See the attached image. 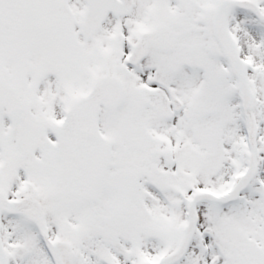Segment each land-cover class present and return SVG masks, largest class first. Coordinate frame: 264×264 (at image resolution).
I'll list each match as a JSON object with an SVG mask.
<instances>
[{
    "label": "snow or ice",
    "instance_id": "obj_1",
    "mask_svg": "<svg viewBox=\"0 0 264 264\" xmlns=\"http://www.w3.org/2000/svg\"><path fill=\"white\" fill-rule=\"evenodd\" d=\"M0 264H264V0H0Z\"/></svg>",
    "mask_w": 264,
    "mask_h": 264
}]
</instances>
